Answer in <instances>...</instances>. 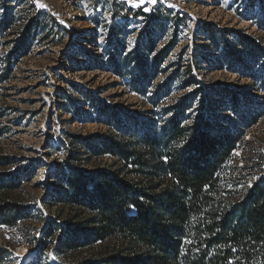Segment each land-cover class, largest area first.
Instances as JSON below:
<instances>
[{
	"label": "rangeland",
	"instance_id": "obj_1",
	"mask_svg": "<svg viewBox=\"0 0 264 264\" xmlns=\"http://www.w3.org/2000/svg\"><path fill=\"white\" fill-rule=\"evenodd\" d=\"M263 46L264 0H0V153L14 160L0 182L18 183L0 193L28 210L0 225L2 264H69L56 242L40 248L59 216L53 171L69 150L84 168L110 160L78 137L189 104V122L216 108L217 126L264 140V116L244 127L233 104H264Z\"/></svg>",
	"mask_w": 264,
	"mask_h": 264
},
{
	"label": "trees",
	"instance_id": "obj_2",
	"mask_svg": "<svg viewBox=\"0 0 264 264\" xmlns=\"http://www.w3.org/2000/svg\"><path fill=\"white\" fill-rule=\"evenodd\" d=\"M238 103L244 127L264 116V104L251 112ZM171 107L159 126L129 115L117 130L78 137L84 152L110 160L84 168L81 152L69 150L57 163L59 216L46 219L41 250L56 242L69 264H264V175L253 180L264 140L217 126L216 108L189 122V104ZM13 163L0 153V167ZM26 209L0 193V225L16 228Z\"/></svg>",
	"mask_w": 264,
	"mask_h": 264
},
{
	"label": "snow or ice",
	"instance_id": "obj_3",
	"mask_svg": "<svg viewBox=\"0 0 264 264\" xmlns=\"http://www.w3.org/2000/svg\"><path fill=\"white\" fill-rule=\"evenodd\" d=\"M150 2H151V3H155V2H156V0H150ZM165 159H167V158H165Z\"/></svg>",
	"mask_w": 264,
	"mask_h": 264
}]
</instances>
